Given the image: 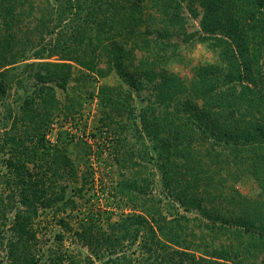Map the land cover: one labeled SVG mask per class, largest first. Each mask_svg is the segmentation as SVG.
<instances>
[{"label":"trees","instance_id":"obj_1","mask_svg":"<svg viewBox=\"0 0 264 264\" xmlns=\"http://www.w3.org/2000/svg\"><path fill=\"white\" fill-rule=\"evenodd\" d=\"M194 2L200 29L188 32ZM174 36L217 61L183 80L165 65ZM111 75L119 83L96 89L97 135L114 142L113 195L131 211L73 230L57 216L83 188L69 185L73 163L57 143L66 132L52 144L47 133L81 109L83 78ZM0 108V264H264V0H0ZM247 175L258 198L234 187ZM50 215L62 229L43 250L37 219ZM66 231L89 253L65 254Z\"/></svg>","mask_w":264,"mask_h":264},{"label":"rangeland","instance_id":"obj_2","mask_svg":"<svg viewBox=\"0 0 264 264\" xmlns=\"http://www.w3.org/2000/svg\"><path fill=\"white\" fill-rule=\"evenodd\" d=\"M192 7L196 10V17L190 16L187 8H184V12L189 18L188 32L200 29V6L197 2H194ZM179 37L180 36L173 37L175 41H179L177 55L165 65L169 71L177 74L183 78V80L189 81L193 78V73L198 66L214 63L217 61L218 57L216 53L212 52L204 44L195 40L183 44L180 43ZM56 60H58L57 57H51L50 59V61ZM74 69L73 74L76 76L79 71L75 67ZM84 80L85 85L82 89V95L84 98L86 97V99L82 101V107L78 110L79 112L73 115V120L72 118L68 120H62L59 118L56 123L51 125V129L47 133V138L52 144L53 142H56L55 140L58 131L63 130L64 133L66 132L61 139L57 140V143L59 145L61 143L62 145L63 143L66 144L65 150L73 163L76 180L70 182L69 185L70 188L80 186L83 188L82 198H78L74 193L71 195L67 189V194L74 197L76 207L63 214H59L57 217H66L69 214L71 216L69 224L73 230L79 229L80 222L85 221L87 217H92L96 220L97 224L105 229V219L108 214L110 215L111 220H117L119 219L120 214H127L131 211L130 206H124L123 202H117L113 195L115 182L120 179L121 172L120 169L117 168L113 159L115 153L113 151L114 142L103 136L100 138V136L97 135L99 110L97 106L96 89L98 86L104 84L116 85L119 83V80L112 75L104 79L96 78L94 76L93 79L83 78V81ZM74 84H77V81L72 79L69 86ZM56 93L59 99H64L65 96L61 90H57ZM20 94L21 89L14 85L10 91L8 101L14 104L16 96ZM1 110L2 109L0 108V111ZM151 164L152 163H150V165ZM150 165L148 166L151 167ZM158 177L159 176L156 174L151 186L152 192L155 195L160 193L159 191L161 190ZM234 187L245 197H251V199L258 198L259 190L256 182L249 175L234 183ZM4 192L5 189L3 182L0 179V194H4ZM176 205L175 203H172L171 206H173L172 208H176ZM166 211L174 212L173 210H170V208H164L163 212L166 216H169V214L165 213ZM178 211L183 214L182 208H178ZM188 215L194 216L195 212H191ZM37 221L40 222L41 226L44 225L46 228L45 230H41L45 235L41 237L38 235V238L41 240L42 249L48 250V248H54L57 242L54 235L60 232V229L62 228L54 222L51 215L45 218H38ZM64 234L60 249L64 250L65 254L81 253L83 256L85 253H89L88 248L74 237L73 231H66ZM123 244V250L127 256H130L134 260L141 258L139 255L140 250L138 243L132 244L131 246H129L128 242ZM3 256L4 251L0 250V260L3 259ZM262 257V255H259V258ZM1 264H6V262ZM94 264L99 263L95 261ZM133 264H136V261H134Z\"/></svg>","mask_w":264,"mask_h":264}]
</instances>
